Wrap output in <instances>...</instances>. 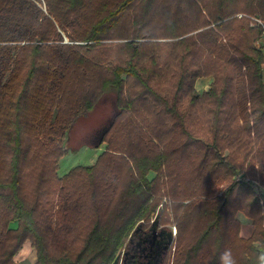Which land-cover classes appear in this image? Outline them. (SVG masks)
<instances>
[{
    "label": "trees",
    "instance_id": "obj_1",
    "mask_svg": "<svg viewBox=\"0 0 264 264\" xmlns=\"http://www.w3.org/2000/svg\"><path fill=\"white\" fill-rule=\"evenodd\" d=\"M255 18L264 20V0H0V264L26 241L34 264H112L139 226L171 236L151 193L164 175L173 211L192 226L177 223L171 264H264V193L254 189L264 188V50L254 44L264 27ZM108 92L117 110L93 145L106 149L58 177L68 130ZM239 212L252 221L248 238Z\"/></svg>",
    "mask_w": 264,
    "mask_h": 264
},
{
    "label": "rangeland",
    "instance_id": "obj_2",
    "mask_svg": "<svg viewBox=\"0 0 264 264\" xmlns=\"http://www.w3.org/2000/svg\"><path fill=\"white\" fill-rule=\"evenodd\" d=\"M211 9V7H210ZM209 10V9H208ZM200 9H197L195 12H199ZM210 12V10H209ZM186 13V12H185ZM205 14H208L206 10L201 11L200 16L203 18H206ZM191 18L194 19L193 16ZM190 21V20H189ZM195 21V20H194ZM199 31V29L195 30L193 33H196ZM62 35L64 37V42H68V38L66 37L65 33L62 32ZM262 38L258 36V38L255 39L254 44L257 47H260L259 41ZM207 78L208 83H205L204 85H199L202 79ZM213 76H206V77H199L195 81L196 89L199 93L202 91L208 89L209 84L212 80ZM113 93L108 92L102 97L93 108L92 111L82 113L78 116L74 124L70 127V129L67 132V135L65 139L62 141V146L66 149V152L60 157L59 164H58V177L64 176L67 174L73 167L78 165H92L99 154L106 149L107 143H102V145L98 148L93 147V145L98 141L102 133L109 127L111 122L113 121V117L116 113V106L114 104L113 99ZM142 123V122H141ZM181 126L178 125L176 127L177 131L180 129ZM112 143L114 144H120L121 137H118L117 135L114 136V132L112 134ZM173 141H183L184 138H181L180 134H174L172 136ZM181 139V140H180ZM152 140V139H150ZM154 140V139H153ZM156 140H154L155 142ZM156 152H161L164 148V145L162 143L156 141ZM224 155L228 153L227 149L224 150ZM170 164V163H169ZM168 164V165H169ZM167 165V167H169ZM171 165L175 166L174 160H172ZM166 165L161 167V171L164 173V170L166 168ZM244 171V170H243ZM174 173H176L174 171ZM154 173L149 174V178L153 177ZM248 179V176L244 175V180ZM174 185V182H172ZM228 182H221L217 188L218 193H221V189L226 186ZM255 185L258 186L256 182H254ZM184 186V184H179ZM178 186V185H177ZM153 189L151 193L156 194V197L154 199H158V208L157 212H160L162 214L160 225H165L168 228H171L172 235L174 236V242L171 248V251L168 253V257L164 264H171V261L173 259V252L175 249V245L177 244V241L175 239L177 230H179V224L180 228L182 229V232L188 233L192 230V226L185 227L184 223L182 222V213H175L173 211V208L171 205H174V202H172L171 196L168 194V179L164 175L162 177V181H158L156 186H152ZM260 189V187H259ZM262 192H264V189H261ZM87 193V192H85ZM61 205H59L58 202V194L55 195L52 208L48 209V212H46V219L51 221L52 226L58 221V211L60 210ZM240 216V220L244 223V220L250 225L253 226L251 220L246 217L243 213L239 212L237 214ZM155 215H152L151 218L153 219ZM239 219V218H238ZM150 220V221H151ZM239 220V221H240ZM15 222L11 223V226L13 227ZM176 231V232H175ZM123 249V248H122ZM122 249L119 253L118 258L120 259ZM117 258V259H118ZM37 261V253L36 249L32 247L31 243L29 241H26L23 247L20 249V251L14 256L13 258V264H34Z\"/></svg>",
    "mask_w": 264,
    "mask_h": 264
},
{
    "label": "flooded vegetation",
    "instance_id": "obj_3",
    "mask_svg": "<svg viewBox=\"0 0 264 264\" xmlns=\"http://www.w3.org/2000/svg\"><path fill=\"white\" fill-rule=\"evenodd\" d=\"M172 240L161 226L144 225L133 233L116 264H162L168 256Z\"/></svg>",
    "mask_w": 264,
    "mask_h": 264
},
{
    "label": "crops",
    "instance_id": "obj_4",
    "mask_svg": "<svg viewBox=\"0 0 264 264\" xmlns=\"http://www.w3.org/2000/svg\"><path fill=\"white\" fill-rule=\"evenodd\" d=\"M259 44H260V46H261V48H262V50H264V38H262L260 41H259ZM209 81H207V78H204V79H202V81L200 82V84L199 85H204L205 83H208ZM258 184V183H257ZM254 189H255V191L258 193L259 191L261 192V193H264V192H262V190H260L259 188H258V186L256 185L255 187H254ZM262 189H264V188H262ZM247 217V216H246ZM238 218H239V220H240V216L238 215ZM247 218H249V217H247ZM250 219V218H249ZM251 220V219H250ZM252 222V221H251ZM16 226V225H15ZM14 226V227H15ZM252 231H253V226L252 225H250V223H248L247 221H246V219L244 220V223L240 220V235L243 237V238H248L251 234H252ZM25 244V243H24Z\"/></svg>",
    "mask_w": 264,
    "mask_h": 264
},
{
    "label": "built area",
    "instance_id": "obj_5",
    "mask_svg": "<svg viewBox=\"0 0 264 264\" xmlns=\"http://www.w3.org/2000/svg\"><path fill=\"white\" fill-rule=\"evenodd\" d=\"M238 16H241V14H239ZM254 20H255L257 25H261L262 27H264V20L257 19V18H255ZM262 38H264V35H262Z\"/></svg>",
    "mask_w": 264,
    "mask_h": 264
},
{
    "label": "water",
    "instance_id": "obj_6",
    "mask_svg": "<svg viewBox=\"0 0 264 264\" xmlns=\"http://www.w3.org/2000/svg\"><path fill=\"white\" fill-rule=\"evenodd\" d=\"M140 223H142V222H140ZM141 227L139 226L138 228H136V230H134L135 232L138 230V229H140ZM134 233V232H133ZM133 233H132V235H133ZM132 235L130 236V239H131V237H132ZM171 237L173 238L174 236L172 235V232H171ZM117 260L118 259H116L112 264H116V262H117Z\"/></svg>",
    "mask_w": 264,
    "mask_h": 264
}]
</instances>
